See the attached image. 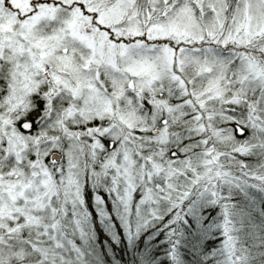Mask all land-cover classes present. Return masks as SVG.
I'll list each match as a JSON object with an SVG mask.
<instances>
[{"label": "snow or ice", "instance_id": "snow-or-ice-1", "mask_svg": "<svg viewBox=\"0 0 264 264\" xmlns=\"http://www.w3.org/2000/svg\"><path fill=\"white\" fill-rule=\"evenodd\" d=\"M0 264H264V0H0Z\"/></svg>", "mask_w": 264, "mask_h": 264}]
</instances>
